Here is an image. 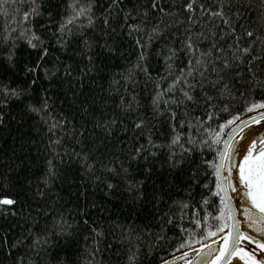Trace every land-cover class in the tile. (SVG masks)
Returning a JSON list of instances; mask_svg holds the SVG:
<instances>
[{"label":"trees","instance_id":"1","mask_svg":"<svg viewBox=\"0 0 264 264\" xmlns=\"http://www.w3.org/2000/svg\"><path fill=\"white\" fill-rule=\"evenodd\" d=\"M71 2L72 0H36V4L42 5L41 15L35 18L30 16L24 22L25 12L31 10L28 0L23 3L21 0H0V90L7 87L25 92L21 100L11 99L6 106L0 107V114L4 116V123L0 125V199L18 198L20 195L29 199L39 188L44 192V198L37 197V201L55 219L59 220L62 214L69 224L76 225L73 229L75 235L69 243L65 244L64 239L59 238V245H54L53 257L58 253L61 259H65L68 254L74 264H164L182 256L184 251H192L190 248L176 250L182 239L186 241L191 237L194 247H200L202 245L195 241L202 238L205 223H218L212 217L219 214V197L212 196L211 191L202 186L209 183L214 190L215 177L211 175L209 164L216 158V152L209 151L205 146L203 153L194 151L191 156L186 154L184 163L172 168L169 149L166 146L152 148L157 153L154 157L149 155L147 160L138 164L132 162L131 166L125 160V166L129 167L126 178L124 175L113 177L100 170L99 165L96 170L89 172L82 158L100 145L101 151L105 152V163L113 156L124 159L121 147L127 150L137 142L132 125V118L136 116L143 117L147 122L144 135L139 138V143L145 144V147H148L146 140L149 132L155 144L168 145L177 133L183 141L192 131L187 126L180 127L185 120L183 106H167L176 111V118L172 120L163 103L160 105L163 115L154 111L152 105L156 92L165 90L171 82V77L167 81L161 80V77L167 75L165 54L168 47H180L175 38H183L185 26L173 28L164 37L154 40L150 47L143 49L147 59L139 60L141 49L136 44V38H140L144 44L147 35H129V26L137 21L129 19L125 24L124 16L129 11L136 16L137 11L150 4L151 0H123L120 5L123 12L115 15L117 9L113 10L112 27L116 30L108 35H103L100 28L101 19L107 13L111 0H95L98 5L93 17L96 31L93 33L92 29H84L88 35L95 37L92 53L95 67L79 80L82 73L90 67L78 35L80 29L73 26V32L77 34L64 37L68 41L65 47L62 48L59 42V26L65 16L70 14L71 10L67 9V5ZM190 2L191 0H159L166 10L179 11L181 20L187 21L191 15L194 33L200 30V25L210 27L209 17L202 14L200 5L204 6L205 11L209 8L216 10L217 0H196L193 13L183 10ZM243 2L244 8H238L234 3L230 11L227 8L225 11L238 31L239 24L259 30V16L264 4H261V0ZM249 2L251 7L248 6ZM80 3L87 4L89 0H80ZM237 10L242 17L239 22L233 14ZM196 20L200 24H196ZM219 22L217 18L212 24ZM83 23L87 25V20L84 19ZM25 29L34 30L40 37L39 41H34L39 45L36 49L28 44V35H20ZM105 40L112 46L111 53L104 47ZM207 46V41L201 45L202 48ZM44 49H47V56L43 55ZM10 53L13 56L11 63L7 59ZM186 59V56L182 57L174 68H179ZM138 62L147 65V76L136 69ZM69 66L72 72L70 77L65 76V69ZM29 68H36V71L30 72ZM130 70L134 74L126 80ZM53 72L55 75H52ZM33 80L36 81L35 84L32 83ZM158 81L160 89L156 86ZM44 95L51 98L50 115L64 126L63 132L58 129L53 135L48 131L47 118L42 120L41 116L27 110L29 103L38 105ZM3 102L4 97L0 95V104ZM121 102L133 105L130 116L124 115ZM85 104L91 105L97 117L117 120L113 134L103 144L101 140L104 134L99 129L93 131L92 117L82 113L81 107ZM234 105L227 112H218L216 115L219 119L214 117L211 122V130L218 131L219 125L224 124L227 119H231L233 115L240 116L236 124L223 130L220 148H223L231 128L259 114L248 113L246 105L240 100L235 101ZM193 115L205 118L202 110ZM82 123L87 127L84 136L79 135L83 131ZM125 127L128 129L126 134L121 131ZM58 137L63 138L59 145H54L52 142ZM176 151L179 152L180 149L176 148ZM57 153L60 155L57 156ZM98 155L97 152H91L90 160L91 156ZM113 162L119 166L118 161ZM49 168L57 173L51 187L44 184ZM146 169H151V172ZM193 170L200 178V183L193 190V196L189 197L186 189L191 184L189 177ZM205 172L209 174L204 175ZM137 182H143V187L139 190L143 199L138 198L136 190L129 189L130 184ZM108 183L118 184V187L109 190ZM206 198L209 199L208 205L203 204ZM29 202L35 207V202L30 199ZM180 203H188L189 207L181 211ZM232 204L236 208L233 198ZM13 212L17 214L13 215ZM166 212L168 216L164 215ZM236 212L238 218L237 208ZM162 216L165 221L169 216L173 219L172 224L164 225V233L161 232ZM206 216L207 221L204 220ZM85 219L88 221L87 225L83 224ZM197 220L201 222L200 226L197 225ZM28 226L29 222L19 215L16 206L0 205V264H12V257L5 259V252L9 250V245L25 234L24 230ZM181 228L185 231H181ZM56 239L58 238L53 237L54 241ZM211 241L207 240L205 243ZM53 257L49 258V264H55ZM25 260L27 261V257Z\"/></svg>","mask_w":264,"mask_h":264},{"label":"snow or ice","instance_id":"2","mask_svg":"<svg viewBox=\"0 0 264 264\" xmlns=\"http://www.w3.org/2000/svg\"><path fill=\"white\" fill-rule=\"evenodd\" d=\"M23 3L24 0H21ZM30 5V11L25 12L23 20L27 22L29 17L35 18L41 15L40 8L42 5L36 4V0H28ZM123 0H111L110 6L107 8V13L103 15L101 19L100 32L103 35H108L111 32H115V28L112 27L113 10L117 9L115 15H119L123 12L120 5ZM196 0H191L183 9L188 13H193V5ZM236 4L238 8H244L245 3L243 0H217L216 10L209 8L204 10V6L200 5V10L203 15L209 17L208 23L210 27L200 25L198 32H193V17L190 15L187 19L181 20L179 11H172L171 9H165L159 3V0H151L150 4L145 5L137 11L136 16L132 15L129 11L124 16L125 24L128 20H135L129 26V35L132 33H145L147 35L146 43L142 44L140 38H136V44L140 47L139 60H146L147 56L143 49L150 47L154 40H159L164 37L171 29L177 28L180 25H184V36L181 39L176 37L175 41L179 43L180 47H168L165 58L167 75L161 77V80L167 81L171 77V82L165 90H158L155 97L152 100L154 111L163 115L160 105L163 103L165 111L169 112L172 120L176 118V111L168 108V105H175L176 108L184 107L185 120L181 122L180 127L191 129L186 138L182 141L180 134H176L171 138V143L168 145L155 144L151 139L149 132L145 147V144L139 143V138L143 137L144 129L147 126L146 120L141 116L132 118L133 132L137 142L129 149L121 147L120 151L124 156L121 159L120 156H113L108 160V163L104 162L103 157L105 152L101 151V146L97 145L94 149L90 150L89 154L83 156V162L86 165L87 171L93 172L96 170V166H100V170L110 173L113 177H120L124 175L125 178L129 174V167L125 166V160L128 165L131 166L132 162L137 164L141 161L147 160L148 156H156L157 153L152 151V148L169 149V159L171 160L170 167L177 168L184 163L185 155L191 156L194 151L204 152L205 146L209 151L216 152V158L209 164L212 169L211 175L215 177L214 190L210 188L209 183H204L202 186L205 189L211 191V195L219 197L218 215L212 217L217 224L212 225L205 223L202 238L197 239L195 243L201 244L200 249H195L191 237L186 241L181 240L177 251L182 249H192L198 259L194 262L190 258V253L184 251L181 257H177L176 260H184L185 264H232L233 259H239L243 261V264H264V258L257 259L256 253L247 251L245 249L244 242L249 244L255 243L256 248L264 253V241L256 240L254 236L248 235L241 226V221L237 219L236 208L232 204L231 192L239 191L237 184L232 181V159L233 154L237 151L234 142L229 139L224 141L223 148L219 145L222 140L223 130L229 128L231 125L236 124L240 120L239 115H233L231 119H227L224 124L219 125L218 131L211 130V122L214 117L219 119L216 115L220 111L227 112L231 107H234V102L237 100L242 101L246 105V111L248 113L259 112L258 117H252L253 123H259L264 121V9L261 10L259 16L260 28L254 29L246 27L244 24H239V31L233 24L228 12L233 8V4ZM261 4H264V0H261ZM98 5L95 0H89V3L82 4L80 0H72L67 5V9H70V14L65 16L64 21L59 26L60 32V44L61 47H65L68 43L65 36L76 35L73 32V26L80 29L78 33L80 41L83 43L85 55L90 67L87 71L83 72L78 78L82 80L88 72L92 71L95 67L94 63V43L95 37L88 35L84 29L89 28L95 33V16L94 9ZM249 7L251 4L249 2ZM239 22L242 17L237 10L233 13ZM219 18V23L212 24V21ZM87 20V25L83 23V20ZM196 24H200L199 20L195 21ZM20 35H28V44L36 49L39 45L34 41H39L40 37L37 36L32 29H25ZM195 37V38H194ZM207 41L209 46L201 47V45ZM104 47L111 53L113 51L112 46L105 40ZM163 51V49H162ZM43 55L47 56V49L43 50ZM186 56L187 59L183 60L182 65L179 68H174V65L182 60V57ZM11 63L13 56L10 53L7 57ZM39 65H37V68ZM71 66L65 69V76H71ZM136 69L148 75L147 65H142L139 62L136 65ZM30 72H35L36 68H29ZM133 71H129V76L125 77L128 80ZM47 75V72H46ZM55 75V72L52 73ZM150 78V77H149ZM36 83L35 80L32 81ZM82 86V85H81ZM157 89L161 88V84L157 82ZM0 95H3L4 102L0 104V107L6 106L11 99L21 100L25 95L24 91L17 89H9L5 87L0 90ZM165 96H170V99H164ZM50 97L47 95L42 96L38 105L29 103L26 108L28 111L41 116V119H46L49 122L48 131L55 134L56 130L63 132V125L59 120L50 115L52 111V104L50 103ZM135 100V97H133ZM120 107L123 110L125 116H130L133 111V105L123 104L121 102ZM82 113L84 116L92 117L93 131L99 129L104 137L101 140L103 144L104 140L113 134L117 120L115 118H103L97 117L95 112L92 111L90 104L82 105ZM198 110H202L204 117L195 116L193 113ZM4 123V116L0 114V125ZM243 126H247V122H242ZM79 135L84 136L87 131L86 124H81ZM203 130V131H202ZM75 134V129L72 130ZM125 134L128 129L125 127L121 129ZM243 131V127L237 124L236 127L231 128L228 133L231 138L233 134ZM67 134V133H65ZM206 136V138H205ZM63 137H58L52 143L59 145ZM176 148L180 151L177 152ZM242 153L246 152L247 155L243 156V164L239 167V183L243 184L246 189L245 195L251 201V208H245V218L248 222V226L252 228L253 232L259 233L264 236V136L259 137L258 140H252L249 138V142L239 149ZM99 153L98 156H91V152ZM60 154L57 153V156ZM76 155L79 156V153ZM118 161L119 166L113 162ZM51 164V161H49ZM147 172H151V169H146ZM209 173L205 172L204 175ZM57 173L54 169L49 168L48 175L44 180V184L47 187H51L54 182ZM191 184L186 189L189 197L193 196V190L196 185L200 183V178L193 170L189 177ZM118 187V184L108 183L107 188L112 190ZM143 187V182H137L136 184H130V190H136L138 192V198L143 199V194L140 193V189ZM37 197L43 199L44 192L37 188L36 194L29 199L35 202H29V199H25L23 195L18 198H3L0 199V205L4 206H16L19 215L29 222V226L24 230V235L19 236L11 245L9 250L5 252V259L12 257V264H49V258L53 257L54 245H59V238H63L65 244L69 243L71 238L75 235L73 229L76 227L74 224H69L64 220L63 215L60 214L59 220L55 219L48 211L46 207L37 201ZM160 198V197H158ZM204 205L209 204V199L203 200ZM181 211L189 207L188 203H180ZM35 213V215H33ZM16 215L17 212H13ZM168 216L166 212L164 214ZM207 221L208 217H204ZM51 221V223H50ZM161 232H165L164 225L172 224L173 219L171 216L165 221L164 217H161ZM200 226L201 222L196 221ZM84 225L88 224L85 219ZM214 229V230H213ZM181 231L185 229L181 228ZM99 235V233H97ZM219 236V240L213 239ZM53 237H57L55 241ZM161 235V239H163ZM207 240H212V243H205ZM205 249H207L205 251ZM98 251V249H97ZM139 251V248H137ZM27 257V261L25 260ZM55 264H74V261L68 258V254L65 255V259H61L57 253L55 257ZM135 257L132 258L134 261ZM176 260L166 262V264H176Z\"/></svg>","mask_w":264,"mask_h":264},{"label":"rangeland","instance_id":"3","mask_svg":"<svg viewBox=\"0 0 264 264\" xmlns=\"http://www.w3.org/2000/svg\"><path fill=\"white\" fill-rule=\"evenodd\" d=\"M264 136V121H260L259 123H249L246 127H243V131H239L233 138L232 141L235 144V147L237 151L233 154L232 159V181L234 184H237L239 187V191L237 192H231L234 205L237 208L238 211V218L240 221L245 218V208H251V201L250 199L245 195L246 189H244L243 184L239 183V167L243 164V156H246V152H241L239 149L241 146L247 144L249 142V138L251 137L252 140H258L259 137ZM237 155V156H236ZM240 205V206H239ZM242 217V219H241ZM246 219V218H245ZM246 227L251 230V228L248 226V222L246 224ZM220 237L216 238L215 240H219ZM209 243H212L209 242ZM207 244V243H206ZM237 261V259H233L232 263L234 261ZM240 262V260H239Z\"/></svg>","mask_w":264,"mask_h":264},{"label":"flooded vegetation","instance_id":"4","mask_svg":"<svg viewBox=\"0 0 264 264\" xmlns=\"http://www.w3.org/2000/svg\"><path fill=\"white\" fill-rule=\"evenodd\" d=\"M240 206V205H239ZM246 224H247V220L245 218H243L241 220V226H242V229L250 236H254L256 238V240H261V241H264V236H261L259 233H256V232H253L252 228L251 230L248 229L246 227ZM245 249L247 251H250V252H255L256 253V258L259 260L261 258H264V253H262L259 249L256 248V244L255 243H252V244H249L247 241L244 242V245ZM202 246L200 247H197L195 249H200ZM207 249H205L206 251ZM190 253V258L195 262L198 257L196 255V253L192 250L189 252ZM181 257V256H180ZM177 258V257H176ZM176 258L174 259H170L166 262H170V261H173V260H176ZM166 262L164 264H166ZM176 264H185V261L180 259V260H176ZM232 264H243V261H240L239 262V259H237V261L235 260Z\"/></svg>","mask_w":264,"mask_h":264},{"label":"water","instance_id":"5","mask_svg":"<svg viewBox=\"0 0 264 264\" xmlns=\"http://www.w3.org/2000/svg\"><path fill=\"white\" fill-rule=\"evenodd\" d=\"M258 116H259V114H258V115H255V116H253V117H258ZM251 118H252V117H251ZM251 118L245 120V121L247 122V124H249V123L252 122V119H251ZM245 121H243V122H245ZM240 125H241L242 127H244V126H243V123H241ZM236 134H237V133L233 134V136H232L231 138L228 136V138H227L226 140H229V139L232 140V138H233ZM226 140H225V141H226Z\"/></svg>","mask_w":264,"mask_h":264}]
</instances>
